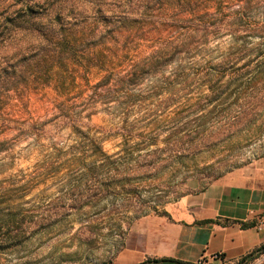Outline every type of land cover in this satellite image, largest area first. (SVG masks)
Masks as SVG:
<instances>
[{
    "label": "rangeland",
    "instance_id": "374dc122",
    "mask_svg": "<svg viewBox=\"0 0 264 264\" xmlns=\"http://www.w3.org/2000/svg\"><path fill=\"white\" fill-rule=\"evenodd\" d=\"M35 1L0 0V264L111 261L140 218L264 157V0L71 1L72 57L37 66Z\"/></svg>",
    "mask_w": 264,
    "mask_h": 264
},
{
    "label": "crops",
    "instance_id": "0c3cea01",
    "mask_svg": "<svg viewBox=\"0 0 264 264\" xmlns=\"http://www.w3.org/2000/svg\"><path fill=\"white\" fill-rule=\"evenodd\" d=\"M262 245L264 157L203 187L194 183L162 213L140 218L111 263L171 257L193 264H231Z\"/></svg>",
    "mask_w": 264,
    "mask_h": 264
},
{
    "label": "trees",
    "instance_id": "16d2710c",
    "mask_svg": "<svg viewBox=\"0 0 264 264\" xmlns=\"http://www.w3.org/2000/svg\"><path fill=\"white\" fill-rule=\"evenodd\" d=\"M76 2L80 0H39L35 1V34L39 37L40 42L36 44L35 51L37 55L35 57V66L45 65L50 59H60L63 56H71L75 49L76 43L79 38V30L82 27L76 28L75 24H71L66 18L71 14L70 2ZM161 0H131L130 12L140 11L141 8H146L153 3L160 2ZM144 8V9H146ZM143 9V10H144ZM79 11L84 12L83 7L80 6ZM87 11H90L88 15L94 16V20L97 19L101 12V6L98 2H88ZM84 16V15H77ZM87 16V15H86ZM83 17L82 20L87 17ZM120 28L126 24V20H119ZM81 23L84 21H80ZM6 67L0 65V83H3L7 79ZM207 98V96H205ZM213 97L208 96V101ZM245 226V224H243ZM11 244H16L23 239V233L16 232L9 237ZM3 240V239H1ZM3 242V241H0ZM1 246V245H0ZM1 248V247H0ZM264 251V245L241 257L238 260V264H249L257 259ZM100 264H112L111 261H103ZM138 264H193L190 262L182 261L171 257L160 258H146Z\"/></svg>",
    "mask_w": 264,
    "mask_h": 264
},
{
    "label": "built area",
    "instance_id": "2783aa9c",
    "mask_svg": "<svg viewBox=\"0 0 264 264\" xmlns=\"http://www.w3.org/2000/svg\"><path fill=\"white\" fill-rule=\"evenodd\" d=\"M214 257L215 258H220V254H215ZM197 264H200V262H198Z\"/></svg>",
    "mask_w": 264,
    "mask_h": 264
}]
</instances>
